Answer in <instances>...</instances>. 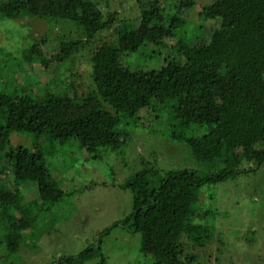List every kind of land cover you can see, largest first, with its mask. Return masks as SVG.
I'll list each match as a JSON object with an SVG mask.
<instances>
[{
  "label": "trees",
  "instance_id": "obj_1",
  "mask_svg": "<svg viewBox=\"0 0 264 264\" xmlns=\"http://www.w3.org/2000/svg\"><path fill=\"white\" fill-rule=\"evenodd\" d=\"M107 1L0 0V17L72 23L80 31L78 38H57L51 55L65 63L85 41L96 40L115 24L103 12L101 4ZM137 1V22L118 23L114 41L96 47L93 89L86 94L32 95L26 101L19 98L22 86L13 79L9 91L0 90V244L9 255L23 247L34 249L36 243H27L32 238L27 235L33 236L42 216L67 195L47 165L43 144L15 146L12 135L30 134L60 145L76 140L95 157H101L96 152L102 147L120 156L128 152L130 128L139 127L141 136L144 116L154 126H164L150 125L152 136L185 143L189 158L212 172L202 176L197 168L172 165L163 170L151 154L137 152L139 167L119 184L132 193L129 214L104 229L98 244L57 261L106 264L103 236L117 227L139 234L140 251L152 257V264H209L191 246L204 247L217 237L224 247L225 239L205 220L226 214L200 204V193L203 185L264 165V0H215L202 6L195 0ZM41 41L9 54L15 72L29 78L24 65L46 66ZM27 183L35 186L38 200L21 193ZM222 254L218 247L217 261Z\"/></svg>",
  "mask_w": 264,
  "mask_h": 264
},
{
  "label": "rangeland",
  "instance_id": "obj_2",
  "mask_svg": "<svg viewBox=\"0 0 264 264\" xmlns=\"http://www.w3.org/2000/svg\"><path fill=\"white\" fill-rule=\"evenodd\" d=\"M213 1L195 0V3L202 6ZM139 5L137 0H108L102 3L105 17L113 16L115 24L100 32L96 40L85 41L83 47L71 54L65 63L54 60L51 55L55 53L56 42L60 38L64 41L78 38L80 31L72 23L61 21L54 24L46 19L31 17H0V90L9 91V81L13 79L22 86L17 89L22 92L19 98L26 101L32 100V95L47 98L57 97L58 93L86 94L93 89L90 72L96 47L102 42L114 41L118 23L130 21L135 24L139 17ZM196 16L194 11V20ZM39 39L45 40L40 42V49L48 62L41 68L24 65L32 77H23L20 72H15L14 60L9 58V54L13 56L31 43L39 42ZM139 61L135 63L138 65ZM142 122V139L139 127L130 128L131 142L125 147L128 152L120 156L102 147L96 152L101 157H95L94 152L81 150L76 140L60 145L35 139L30 134H13L11 140L15 146L35 148L34 144H43L47 165L61 181L67 195L42 216L43 220L33 231L35 234L27 235L32 237L27 243H36L34 249L23 247L17 254L9 255L5 246L0 244V264H62L57 261L59 256L77 255L87 246L98 244L100 233L131 211L132 193L119 184L139 167L137 161L141 151L144 156L151 154L163 170L172 165L175 169L197 168L202 176L212 172V168L195 161L191 155L189 158L185 143L171 142L161 134L152 136L147 130L150 125L154 126L150 117L144 116ZM154 127L162 130L164 126L157 124ZM34 190L32 183L21 186L25 198L38 200ZM200 204L226 214H210L205 220L212 232L215 228L225 239L224 247L214 237L204 247L191 246L192 252H198L201 260L209 264H264V165L255 172H242L224 182L203 185ZM253 230L256 231L254 241L249 240ZM192 238L195 240L197 237ZM102 241L101 250L106 264L153 262L152 257L140 251L138 233L117 227L103 236ZM218 247H222L223 253L219 261L216 260ZM84 264L96 262L91 260Z\"/></svg>",
  "mask_w": 264,
  "mask_h": 264
}]
</instances>
